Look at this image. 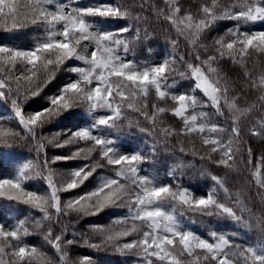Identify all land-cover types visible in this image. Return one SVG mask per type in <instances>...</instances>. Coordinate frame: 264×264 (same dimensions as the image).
I'll return each mask as SVG.
<instances>
[{"label":"snow or ice","instance_id":"obj_1","mask_svg":"<svg viewBox=\"0 0 264 264\" xmlns=\"http://www.w3.org/2000/svg\"><path fill=\"white\" fill-rule=\"evenodd\" d=\"M74 4L75 0H0V29L34 27L41 33L30 48L0 45V103L10 102L13 117L36 141L38 153L43 151L44 141L55 148L90 144L78 147L70 156L57 155L42 162V171L37 174L44 176L46 192L25 189L24 181L37 167L25 162L14 178L0 179V197L43 214L35 224L39 227L42 221L49 222L44 240L59 264H74L68 248L77 240L74 232L72 238H65L63 218L71 213L95 216L108 208H127L128 214L115 217L107 226L93 225L91 231L101 237V243L85 239L90 248L111 246L121 253L131 252L141 258L142 264H264V216H256L245 202L251 182L245 177L235 192L226 186L230 175L248 173L254 179L255 195L264 199V155L257 156L254 165L253 150L244 139L247 136L264 143V71L255 77L249 68L250 60L255 61L253 68L260 67L264 60V29L248 27L255 22L264 24V0H194L195 10L183 0ZM110 20L123 23L115 29L101 26ZM221 21L231 26L222 35L211 36ZM151 23L167 25L163 31L170 47L168 55L158 63L129 59L135 47L155 38L144 26ZM181 40L189 46L191 59L178 54ZM229 62L239 70V82L224 71L223 66ZM61 71L74 74L75 79L47 96V106L25 113L22 104L41 96ZM180 81H191L187 91H174ZM250 92L255 93L251 101L247 99ZM81 107L90 114L98 110L103 114L87 127L38 138V130ZM128 110L148 122L149 129H140L142 132L159 136L163 142L172 137L186 138L190 144L199 140L202 151L193 144L189 153L223 169L224 175L201 169L200 175L209 179L212 187L197 196L179 184H163L157 176L144 172L147 155L139 150L122 153L116 140L101 132L118 128ZM168 115L180 122L179 129L166 125ZM62 135L67 138L61 140ZM19 136L0 124L4 144ZM147 147L154 156L155 147ZM97 149L100 160L72 169L66 176H58L50 167L60 161L87 160ZM179 150L185 153L183 146ZM106 166L115 168L114 176L100 177L92 190L62 204L61 192L81 187L98 168ZM185 212L255 228L260 238L250 244L237 243L235 233L229 236L217 231L203 238L183 227L180 216ZM54 224L60 226L55 235ZM29 235L23 220L11 229L0 223V264H56L37 247L25 243ZM130 236L131 241L117 243ZM76 264L94 261L83 257Z\"/></svg>","mask_w":264,"mask_h":264},{"label":"trees","instance_id":"obj_2","mask_svg":"<svg viewBox=\"0 0 264 264\" xmlns=\"http://www.w3.org/2000/svg\"><path fill=\"white\" fill-rule=\"evenodd\" d=\"M96 0H75L74 6H86L94 3ZM159 3V0H156ZM186 6L195 10L194 0H183ZM123 21H107L101 24L102 27L108 29L118 28ZM149 27V31L153 32L154 39L146 40L144 43L135 47L132 52L129 53V59H135L137 62H149L158 63L161 58L168 55L170 47L165 39L163 31L167 25H157L151 23L150 25H144ZM231 26L230 22L221 21L218 22L216 30L211 32V36L222 35L223 32ZM253 30L264 29V24L255 22L248 25ZM154 30V31H153ZM41 35L38 29L34 27H27L20 30L5 31L0 29V45H7L17 48H30ZM207 42V41H205ZM151 48L149 52L148 49ZM190 49L189 46L183 41H180V48L178 54L184 55L185 59H191L188 55ZM70 64L73 62H69ZM79 63V62H76ZM254 60L249 61V68L253 71V75L258 77L262 71H264V60L260 61V67L253 68ZM224 71L233 79L239 82V70L235 65L230 62L223 66ZM70 79H75V75L66 71H61L57 74L56 79L49 84L41 94V96L32 98L30 101L24 102L22 108L25 113L38 111L40 108L47 106V96L55 93L58 88L68 82ZM191 85V81H180L175 86L174 91L181 92L187 91ZM249 101L255 99V93L250 92L247 96ZM153 99L149 98V109ZM171 107V104L169 103ZM10 102L0 103V115L5 119L0 120V124L5 129H11L13 132H18L20 136L14 141L10 140L9 144L0 143V179L14 178L17 171L25 162H31L37 167L34 170H30V178L25 180L23 186L27 190L36 191L38 193H44L47 191L45 184L46 181L43 175H38V172L42 171V162L45 159L51 161L55 156H70L77 150L78 147H87L84 142L79 144L68 145L64 148H55L52 145L47 144L42 152L36 151V141L32 140L25 130H22V126L18 124L10 111ZM103 114V110H98L96 114H90L86 108L73 109L59 118L51 125L45 126L43 129L38 130V138L41 136L51 137L56 131L63 132L66 129L75 130L77 128L87 127L97 118ZM125 119L119 122L120 126L114 130H104L107 136L116 140V146L122 153H131L134 151H142L148 156V163L142 165L144 172L150 175L157 176L161 183L172 184L174 187L179 184L182 188H187L195 195H204L211 187L212 182L200 175V170L207 168L213 174L218 176L224 175L223 169H217L207 164L206 161L201 160L196 155L189 153V149L195 145L197 149H200L199 140H194L193 143H189L186 138L172 137L167 142H163L159 136H149L142 132L140 129H149L147 121L138 116L137 113L128 110L124 113ZM166 125H170L173 128L179 129L180 122L171 115L165 117ZM66 136H61L60 139H66ZM245 141L253 150V164H256V157L264 155V143L259 140L249 139L244 137ZM183 140V144H181ZM147 145L155 147V155L149 153ZM185 148V153L180 152V147ZM202 151V149H200ZM97 160H100L99 149L94 151L91 156L84 160L82 158H76L68 161H60L55 164H51L50 167L54 168L58 174L67 175V173L85 164H91ZM183 165V167H178ZM115 168L113 166H106L104 168H98L96 173L85 181V183L72 191L61 192L60 198L63 204L64 201L81 195L87 191L92 190L100 177H112L114 176ZM174 172V175L170 176L169 173ZM261 175L264 176V167L261 169ZM245 177L251 182V187L248 189L245 202L252 209V212L256 216H264V199L261 196L255 195L256 186L253 177L244 173L242 175H230V183L226 185L233 192L238 190V186L244 183ZM59 184V179L57 180ZM222 199V196H221ZM54 214V210H53ZM128 214L127 208H108L98 215L89 217H77L75 213L69 214L63 218L62 224L67 225V234L65 238H72V233L76 234V243L68 248L69 259L76 264L83 257H90L94 264H142L141 258L133 255L131 252L121 253L115 250L113 247H101L99 249L90 248L85 243V239L88 243H101V237L94 234L91 231L93 225L107 226L115 217L126 216ZM42 213L37 209H33L28 205L21 202L10 201L6 198L0 197V223H3L6 228L11 229L19 221H25V227L28 228L31 235L25 237V243L29 246H35L40 252L46 254L48 257L56 261L59 264L58 258L50 245L44 240V234L49 227L48 221H42L39 227L36 226L35 221L41 220ZM181 223L184 228L192 230L203 238H208V234L211 231H217L225 233L231 236L236 234L235 239L237 243L250 244L257 241L260 238V233L257 229H245L242 225L235 222L222 219L217 216H201L193 214L191 212H185L180 216ZM58 225H53V234L59 233ZM84 236V239L79 237ZM133 237L121 238L117 243L123 244L129 242ZM36 264V262H34Z\"/></svg>","mask_w":264,"mask_h":264},{"label":"rangeland","instance_id":"obj_3","mask_svg":"<svg viewBox=\"0 0 264 264\" xmlns=\"http://www.w3.org/2000/svg\"><path fill=\"white\" fill-rule=\"evenodd\" d=\"M10 141V140H9ZM0 143H2L3 144V142H2V139H0Z\"/></svg>","mask_w":264,"mask_h":264}]
</instances>
